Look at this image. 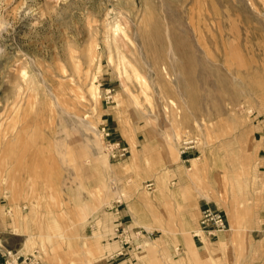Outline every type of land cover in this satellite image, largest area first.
<instances>
[{
    "label": "rangeland",
    "instance_id": "374dc122",
    "mask_svg": "<svg viewBox=\"0 0 264 264\" xmlns=\"http://www.w3.org/2000/svg\"><path fill=\"white\" fill-rule=\"evenodd\" d=\"M206 205L230 229L200 243ZM8 252L264 264V0H0Z\"/></svg>",
    "mask_w": 264,
    "mask_h": 264
},
{
    "label": "built area",
    "instance_id": "2783aa9c",
    "mask_svg": "<svg viewBox=\"0 0 264 264\" xmlns=\"http://www.w3.org/2000/svg\"><path fill=\"white\" fill-rule=\"evenodd\" d=\"M104 131L106 128L103 129ZM107 136L110 134L106 132ZM113 145V144H112ZM122 155V154H121ZM155 183L148 182L146 187L148 190H154ZM230 229V223L226 213L212 205H206L201 210L200 219L198 222L197 230L193 232L194 238H196L200 243H204L205 241H213L219 233L227 232ZM15 255H11V253H7L5 257L6 264H14L17 262L21 256H17L14 258ZM26 258L23 262H26Z\"/></svg>",
    "mask_w": 264,
    "mask_h": 264
},
{
    "label": "bare ground",
    "instance_id": "6f19581e",
    "mask_svg": "<svg viewBox=\"0 0 264 264\" xmlns=\"http://www.w3.org/2000/svg\"><path fill=\"white\" fill-rule=\"evenodd\" d=\"M135 70V69H134ZM138 78V77H137ZM140 78V77H139ZM97 87H95V88H93L92 90H93V92H92V94L94 95V96H97V93H99V92H97ZM92 95V96H93ZM99 95V94H98ZM95 99H96V97H95Z\"/></svg>",
    "mask_w": 264,
    "mask_h": 264
}]
</instances>
